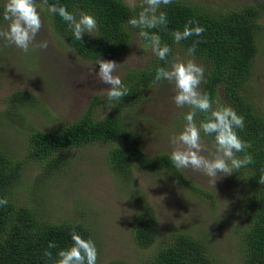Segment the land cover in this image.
Returning a JSON list of instances; mask_svg holds the SVG:
<instances>
[{
	"label": "rangeland",
	"instance_id": "rangeland-1",
	"mask_svg": "<svg viewBox=\"0 0 264 264\" xmlns=\"http://www.w3.org/2000/svg\"><path fill=\"white\" fill-rule=\"evenodd\" d=\"M141 1L136 0V4ZM190 1L209 11L235 9L247 3L257 5L261 28L256 35L252 78L256 101L264 111V0ZM6 2L0 0L3 9ZM35 2L43 27L29 52L0 39V149L21 162L20 179L14 188L17 197L36 206L38 217L48 222L85 224L98 249L97 264L109 260L141 264L178 232L203 241L216 263L238 264L237 235L245 221L247 201L253 196V187L244 180L241 170L221 175L214 186L210 177L191 168L177 169L176 176L167 171L144 172L132 166L129 180H122L107 167L105 154L109 145L95 142L57 153L65 158L63 167L40 179L41 164L25 157L28 133L32 128L49 130L75 120L89 99L104 95L108 85L90 74V69L98 71L97 60L82 59L66 45L51 27L47 5ZM7 27L8 22L2 18L0 29ZM43 40L48 42L46 49L36 46ZM150 51L151 47L134 34L120 57L101 59L118 63L116 74L120 76L127 69L142 66ZM177 57L194 59L206 68L203 58L188 56L178 45L171 63ZM17 90L28 91L34 97L33 105L22 108V121L6 109L5 97ZM175 94L172 83L157 82L139 103L124 112V124L139 135L142 152L149 157L170 155L172 138L184 128L188 109L177 108ZM201 139L208 148L202 154L211 158L214 142L202 135ZM142 203L151 206L158 223L156 239L146 248L138 246L130 232L132 217Z\"/></svg>",
	"mask_w": 264,
	"mask_h": 264
},
{
	"label": "trees",
	"instance_id": "trees-1",
	"mask_svg": "<svg viewBox=\"0 0 264 264\" xmlns=\"http://www.w3.org/2000/svg\"><path fill=\"white\" fill-rule=\"evenodd\" d=\"M35 1L47 7L65 5L77 18L81 13L95 17L97 30L94 36L86 33L81 42L74 39L67 23L58 14L48 15L54 33L82 59L120 57L128 48L132 36L140 31L129 25L128 20L141 10L143 1L136 4L135 12L126 7L123 0ZM3 10L0 6V21ZM258 10L254 3L224 11H209L190 0H171L170 4L161 5L159 11L167 14V28L148 31L159 34L161 43L171 47L167 61L160 60L151 50L142 66L121 73L120 78L130 93L111 109L105 106V94L94 95L75 120L49 130L32 128L27 136L25 157L41 164L40 179L63 167L65 158L57 153L95 142L109 145L105 154L107 167L122 180H129L132 166L144 172L167 171L177 176L178 171L171 163L169 154L159 153L149 157L142 152L139 135L124 124V112L139 103L147 90L157 83L154 82L156 69L170 66L176 45L187 52L193 41L199 40L201 42L193 56L206 61L200 89L209 94L213 108L218 102L221 106L232 107L244 118V128L236 131L251 147L245 152L236 153V156L243 157L248 153L254 161L240 169L244 180L253 187V196L247 201L245 221L237 235L238 264H264V183L259 182V178L264 176V111L256 101L252 78L257 53L256 35L261 28L257 21ZM189 21L194 22L190 27L198 24L205 31L200 36L193 35L178 44L174 43L172 32L182 31ZM142 41L150 46L148 40ZM5 99L8 113L22 121L21 110L33 105L34 97L28 91L17 90ZM207 115L197 112V125ZM201 135L214 142V136ZM20 166L19 160H13L0 149V198L8 200L6 206H0V264H54V260L50 261L43 255L49 242L57 245L48 249L56 258L60 249L68 248L73 243V230L85 238H91L89 229L81 221L51 223L38 217L37 207L24 201L22 196L19 199L14 189L16 181L20 179ZM130 232L134 242L142 248L155 241L158 223L149 204L142 203L134 213ZM103 264L130 263L109 260ZM141 264L218 263L210 256L203 241L190 233L178 232L152 251Z\"/></svg>",
	"mask_w": 264,
	"mask_h": 264
},
{
	"label": "clouds",
	"instance_id": "clouds-1",
	"mask_svg": "<svg viewBox=\"0 0 264 264\" xmlns=\"http://www.w3.org/2000/svg\"><path fill=\"white\" fill-rule=\"evenodd\" d=\"M126 7L135 12L136 0H124ZM171 0H143L141 10L128 20V24L133 28L140 29V38L148 40L152 52L163 61L172 52L171 47L161 43L159 34L149 29H166L168 25L167 14L159 11L161 5H168ZM49 13L58 14L68 25L75 40L83 42V37L87 33L93 35L97 30V20L89 13H81L79 18L68 11L65 5H50ZM3 19L8 22L6 30L0 29V39L9 45H15L24 53H28L30 47L36 41V37L43 27L40 11L35 0H7L4 5ZM194 22L189 21L182 31L172 32L174 43H179L193 35L200 36L204 27L196 25L190 27ZM201 41H193L191 47L187 49V55L193 56L197 45ZM42 49L48 47L46 40L40 41L37 45ZM96 63L99 65L98 71L90 69L97 80L108 85L106 95V107L111 109L130 93L120 76L116 74L119 66L113 60L98 58ZM205 69L194 59H181L179 57L171 63L170 67H157L154 82L167 81L175 87L176 94L173 101L177 108L187 106L190 110L185 114V125L179 135L172 138L174 145L170 153V161L176 169L191 168L202 172L215 181L221 175H230L234 171L252 164L253 157L245 153L243 157H237L236 153L245 152L251 145L243 141L237 133V129L244 128V118L238 115L230 106H221L218 102L213 108V101L209 94L202 92L200 85L204 81ZM197 112L208 114L207 118L197 125L195 116ZM201 133L214 136L215 152L211 158L203 155L208 148L202 143ZM260 183H264V176L259 178ZM8 200L0 198V206H6ZM72 244L68 248L60 249L56 258L48 249L56 248L57 245L49 242L48 249L43 255L48 260H54V264H97L98 249L92 238H85L75 230L71 232Z\"/></svg>",
	"mask_w": 264,
	"mask_h": 264
}]
</instances>
